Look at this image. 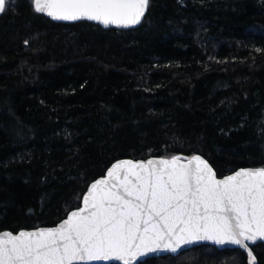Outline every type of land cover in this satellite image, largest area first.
Wrapping results in <instances>:
<instances>
[{
  "label": "trees",
  "instance_id": "trees-1",
  "mask_svg": "<svg viewBox=\"0 0 264 264\" xmlns=\"http://www.w3.org/2000/svg\"><path fill=\"white\" fill-rule=\"evenodd\" d=\"M194 154L219 177L264 166V0H150L135 29L53 22L6 0L0 232L58 225L118 160ZM252 250L264 264V244ZM146 262L248 255L203 245Z\"/></svg>",
  "mask_w": 264,
  "mask_h": 264
},
{
  "label": "snow or ice",
  "instance_id": "snow-or-ice-1",
  "mask_svg": "<svg viewBox=\"0 0 264 264\" xmlns=\"http://www.w3.org/2000/svg\"><path fill=\"white\" fill-rule=\"evenodd\" d=\"M30 3L35 13L57 21L124 28L140 24L149 7V0ZM5 10L6 0H0V14ZM81 199L83 206L56 227L0 232V264H134L148 253H176L197 241L239 246L255 264L248 242L264 240V166L217 179L209 162L195 154L121 160Z\"/></svg>",
  "mask_w": 264,
  "mask_h": 264
},
{
  "label": "water",
  "instance_id": "water-1",
  "mask_svg": "<svg viewBox=\"0 0 264 264\" xmlns=\"http://www.w3.org/2000/svg\"><path fill=\"white\" fill-rule=\"evenodd\" d=\"M149 3H150V0H149ZM148 9H149V7H148ZM147 12H148V10L146 11V13H145V16H146V14H147ZM1 15L2 14H0V17H1ZM45 17H47L48 19H50L51 21H53V22H58V23H66V24H73V23H78V22H82V21H57V20H54L53 18H51V17H48V16H46L45 14H43ZM145 16L142 18V20H141V22H140V24H138V25H132V26H129V27H127V28H124V27H117V26H115V25H109V26H105V25H103V24H101V23H99L98 21H89V22H91V23H94V24H98V25H102L104 28H107V29H110V28H115V29H135V28H137V27H139L141 24H142V22H143V20H144V18H145ZM83 21H87V20H83ZM202 157V156H201ZM202 158H204V157H202ZM149 159H156V160H159V159H169V158H157V157H151V158H148V159H145V160H132L133 162H141V161H144V162H146L147 160H149ZM205 159V158H204ZM122 160H131V159H122ZM207 160V159H206ZM118 161H121V160H118ZM208 161V160H207ZM117 162V161H116ZM209 162V161H208ZM209 164L212 166V164L209 162ZM212 168H213V170L215 171V169H214V167L212 166ZM216 172V171H215ZM235 173V172H234ZM234 173H232V174H234ZM232 174H230V175H232ZM216 175H217V179H221V178H223V177H219L218 176V174H217V172H216ZM105 176H106V174H105ZM105 176H103V177H101V178H104ZM228 176V175H227ZM226 177V176H225ZM101 178H99V179H101ZM98 180V179H97ZM83 205H82V202H81V206L80 207H82ZM75 210H78V208L77 209H75ZM67 218V217H66ZM61 223V222H60ZM59 223V224H60ZM58 224V225H59ZM58 225H56V226H58ZM56 226H54V227H56ZM39 228H48V227H39ZM37 228H35V229H24L25 231H32V230H36ZM13 233V232H12ZM19 233V232H18ZM18 233H13V234H18ZM249 243V248L252 250V248L253 247H255V246H257V245H259V244H261V243H263L264 244V240H257V242H256V244H252L251 242H248ZM203 245H209V246H213V247H215V248H217V249H219V250H234V249H240V250H242L243 252H245V253H247V251L246 250H244V249H241V248H239V246H235V245H216V244H214V242H212V241H197V242H195L194 244H192V245H183L182 247H181V249H179L176 253H172L170 250L169 251H160V252H156V253H148L146 256H141V257H138L137 259H136V261L134 262V264H141V263H144L146 260H148V259H157V258H162V257H165V256H178V255H180L182 252H185V251H187V250H190V249H194V248H196V247H199V246H203ZM252 254L253 255H255L254 254V252H253V250H252ZM248 255V254H247ZM103 264H122V262L121 261H111V262H103ZM248 264H251V259H250V257L248 256ZM255 264H257V258H256V262H255Z\"/></svg>",
  "mask_w": 264,
  "mask_h": 264
}]
</instances>
